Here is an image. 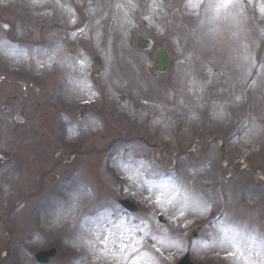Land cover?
Returning a JSON list of instances; mask_svg holds the SVG:
<instances>
[{
    "label": "rangeland",
    "instance_id": "374dc122",
    "mask_svg": "<svg viewBox=\"0 0 264 264\" xmlns=\"http://www.w3.org/2000/svg\"><path fill=\"white\" fill-rule=\"evenodd\" d=\"M193 2L0 0V264H264V0Z\"/></svg>",
    "mask_w": 264,
    "mask_h": 264
},
{
    "label": "water",
    "instance_id": "95a60500",
    "mask_svg": "<svg viewBox=\"0 0 264 264\" xmlns=\"http://www.w3.org/2000/svg\"><path fill=\"white\" fill-rule=\"evenodd\" d=\"M149 45H150V41L142 40L141 38H138V46L140 48L144 49V48L148 47ZM167 58H168L167 52H165V51L158 52L156 58L154 59L155 60V64H154L155 70L163 71V69L166 66L167 60H168ZM97 62H98V59L96 58L94 63L97 64ZM120 204L125 205L127 208H131L132 209V205L129 202H127V201H122L121 200ZM52 253H53L52 249L51 250H47V251H42L41 250V252H39L37 254V256L39 257V259L43 260V259H45V257L47 255H50ZM177 264H191V263H189V261L187 259V256L185 255Z\"/></svg>",
    "mask_w": 264,
    "mask_h": 264
},
{
    "label": "snow or ice",
    "instance_id": "6c2138e0",
    "mask_svg": "<svg viewBox=\"0 0 264 264\" xmlns=\"http://www.w3.org/2000/svg\"><path fill=\"white\" fill-rule=\"evenodd\" d=\"M189 3L192 7H196V3L193 2V0H189ZM233 3V0H219L218 3L214 5V7L219 10V9H226L228 8L231 4Z\"/></svg>",
    "mask_w": 264,
    "mask_h": 264
},
{
    "label": "flooded vegetation",
    "instance_id": "af4514ba",
    "mask_svg": "<svg viewBox=\"0 0 264 264\" xmlns=\"http://www.w3.org/2000/svg\"><path fill=\"white\" fill-rule=\"evenodd\" d=\"M13 91H14V88L9 93L13 94ZM23 95L26 96V93L24 92ZM13 97H14V94H13Z\"/></svg>",
    "mask_w": 264,
    "mask_h": 264
}]
</instances>
